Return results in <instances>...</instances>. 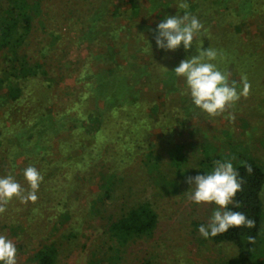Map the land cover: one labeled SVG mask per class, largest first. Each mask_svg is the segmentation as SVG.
Instances as JSON below:
<instances>
[{"label":"trees","instance_id":"16d2710c","mask_svg":"<svg viewBox=\"0 0 264 264\" xmlns=\"http://www.w3.org/2000/svg\"><path fill=\"white\" fill-rule=\"evenodd\" d=\"M89 3L90 11H94L87 14L89 29H96L87 33L90 43L100 36L109 41L98 42L105 52L91 55V61L78 72L75 82L84 91L74 92L64 111L54 114L48 106L57 96L54 87L61 77L52 73L47 59L41 62L30 56L34 51L29 49L34 16L41 4L0 0V177L11 174L27 194L30 186L24 170L34 166L43 176L35 203L14 198L0 214L1 227L16 240L17 256L27 254L26 264H57L66 251L62 249L71 248L78 238L76 228L67 227L61 234L60 230L72 218L65 213L68 199L78 200L81 195L80 178L100 177L99 193L90 205L91 212L100 214L102 208L105 211L126 201L132 186L125 183V169L145 149L148 152L141 162L154 178L159 196L183 193L192 186L187 178L209 173L215 160L231 161L245 183L235 198L240 207L234 204L229 208L244 212L256 226L230 228L208 240L237 249V259L228 264H264V165L252 154L249 140H235L230 129H222L220 135L227 147L207 142L198 158L195 153H186V144H177L170 148L166 163L155 154L154 143L140 134L141 129H149V120L159 109L158 100L147 102L140 96L147 90L163 91L167 102L163 117L175 123L181 118L209 116L194 105L185 79L173 72L181 60L199 55L200 49H214L217 57L211 63L229 77L234 70L250 83L249 95L234 106H264V0H110L101 12L96 1ZM123 3L128 7L123 9ZM182 3L188 8H180ZM143 10L153 14L157 22L139 24ZM185 12L204 26L191 48L185 51L183 44L175 51L158 48V24L166 16H183ZM253 17L258 18L257 31L244 36V24ZM120 18L128 19L133 27L140 26L138 40L143 46L137 41H122L125 27ZM104 26L110 27L104 31ZM47 47H39L37 53L46 57ZM144 106H152V113L142 116L139 112ZM243 121L247 127L249 122ZM64 133H68L67 139L62 138ZM79 150L82 153L76 155ZM194 160H198L197 167L191 164ZM101 161L106 164L101 166ZM249 165L251 175L246 171ZM158 225L159 215L153 205L134 200L119 217L110 215L92 245L87 264L129 262L131 247L141 244L144 237H152Z\"/></svg>","mask_w":264,"mask_h":264},{"label":"rangeland","instance_id":"374dc122","mask_svg":"<svg viewBox=\"0 0 264 264\" xmlns=\"http://www.w3.org/2000/svg\"><path fill=\"white\" fill-rule=\"evenodd\" d=\"M90 1L91 4L96 1L99 6L97 9L101 12L103 11L101 8L109 6L110 0ZM90 1L29 0L30 4L37 2L41 4L40 12L34 16L31 45H29L30 51L33 50L34 52H31L33 55L30 56L39 59L41 62L47 59L50 66H53L52 73L61 77L54 87L53 93L57 96L48 106L54 114L64 111L74 92L84 91L83 86L76 85L75 82L78 72L88 61H91V55L105 52L106 49L103 46H98L97 43L109 41L102 36L94 43L89 41L87 33L89 31L96 32L95 28L89 29L88 25L87 14L94 12L93 10L90 11L92 7ZM1 3L5 6V3ZM121 7L125 9L128 5L123 3ZM142 13L138 20L139 24L152 25L157 22L153 14L149 15L145 10ZM119 23L125 27L120 36L124 43L134 44L137 41L140 46L144 45L141 39L138 40L141 36L139 25L133 27V23L125 18H120ZM257 25V17L249 18L244 24V29H246L244 36L256 32ZM109 27L104 26L102 29L105 31ZM55 36H57L56 39ZM41 46H48L46 57L37 53V49ZM100 66L106 65L100 64ZM233 81L239 89L242 84V77L231 70L229 83L231 84ZM160 91L150 92L147 90L141 92L140 96L145 98L147 102L158 100L159 109L152 115V121L149 120V129H141L140 134L154 143L153 150L156 155L161 156L162 161L166 163L170 161V148L177 144H186V153H195L198 158H201L203 144L213 142L220 147L225 146L220 130L228 128L235 136V140H249L252 154L264 165V106H233V109L231 107L221 116L211 117L207 115V118H181L179 123H175V120L173 122L163 117L167 102L163 98V91ZM139 113L142 116L146 113H152V106L142 107ZM229 114L234 116V119H230ZM243 120L249 122L247 127H243L245 125ZM244 132H247L246 136ZM66 134L68 133H64L62 136L63 139H67L68 135L66 136ZM145 147L147 146L145 145ZM147 152L148 150L145 149L140 151L135 162L128 165L125 173L123 172L126 175L125 183H128V187L132 186L131 191L126 194V201H120L116 206L109 207L105 211L102 208L100 214L90 211V205L99 193L100 177L80 178L79 193L81 195L78 200L68 199V208L65 213L67 216L71 214L72 218L67 219L60 230L61 234L65 232L67 227V230L76 228L78 238L71 248L64 247L62 249L66 251L59 256L57 264H87L92 245L103 231V226L107 224L110 215L115 218L119 217L121 210L131 206L134 200L150 202L159 215V225L152 237H144L145 240L141 244L131 247L127 255L129 262L124 259L123 262L117 261L118 264H145L144 261L147 260L150 261V264H228L237 259L238 251L233 245L215 244L211 240L204 239L199 233V227L208 224L217 206L204 203L196 204L190 201L189 194L192 192L191 187L193 185L177 196L158 195L159 189L154 178L148 175L146 167L141 162L143 155ZM75 153L80 155L82 151L79 150ZM100 164L104 166L106 163L101 161ZM191 164L193 167H197L198 160L192 161ZM262 196L264 201V192ZM59 217L62 216L59 215ZM0 235H5L14 243L16 242L11 237L9 230L3 229L1 225ZM17 262L18 264H26L29 262V256L21 253L17 256Z\"/></svg>","mask_w":264,"mask_h":264},{"label":"clouds","instance_id":"9594fccd","mask_svg":"<svg viewBox=\"0 0 264 264\" xmlns=\"http://www.w3.org/2000/svg\"><path fill=\"white\" fill-rule=\"evenodd\" d=\"M179 7L187 9L188 5L182 3ZM203 27L197 17L187 12L183 16H166L157 26L156 46L160 49L175 51L183 44L184 50L187 51ZM198 53L197 56L181 60L173 72L176 76L185 79L187 91L196 107L211 117L221 116L242 96L249 95L251 85L246 77L242 78L243 87L238 92L236 83L234 81L229 83V74L222 72L210 62L217 57L214 49H200ZM229 118L234 119V116L229 114ZM213 163L212 171L194 177L189 176L186 181L193 185L192 192L189 194L190 201L217 206L208 224L199 227V233L204 239H208L226 233L230 228H254L255 220L249 218L244 212L232 211L229 208V205L234 204L240 207L235 198L243 191L245 180L241 178L231 161L215 160ZM246 171L251 175L253 169L249 165ZM23 175L30 186L27 194L11 174L0 177V214L6 212V206L14 198L21 203L37 201L36 193L43 181V176L34 166L27 167ZM249 241H252L251 237ZM0 264H18L16 244L5 235H0Z\"/></svg>","mask_w":264,"mask_h":264}]
</instances>
